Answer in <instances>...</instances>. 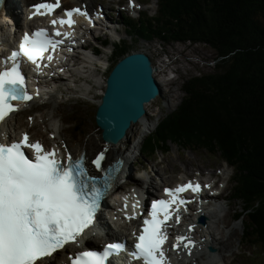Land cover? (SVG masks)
<instances>
[{
	"label": "snow or ice",
	"instance_id": "6c2138e0",
	"mask_svg": "<svg viewBox=\"0 0 264 264\" xmlns=\"http://www.w3.org/2000/svg\"><path fill=\"white\" fill-rule=\"evenodd\" d=\"M3 4L4 0H0V8ZM59 7L60 0L37 4L33 15H50ZM65 15L67 19H54L52 25L72 28L76 23L74 15L88 13L75 8ZM62 35L70 37L71 34L59 30L54 33V36ZM62 43L63 40L53 39L46 29L23 35L18 50L5 59V66L0 70V123L20 110L14 101L27 104L39 95L38 91L35 96L27 91L19 58L25 57L40 71L54 59L53 55L45 54L55 52ZM45 59L49 64L41 63ZM8 61L12 62L11 67ZM26 150L32 155L26 154ZM105 151L91 161L98 172L104 171ZM66 159V163L61 160L55 148L46 150L40 141H32L29 133H23L17 141L0 143V264H54L58 252L70 243L79 244L80 238L93 226L101 199L119 169L109 168L101 180L90 175L85 154L74 159L69 153ZM200 189L199 183L189 181L166 188L167 199L151 202L139 234L133 233L136 243L129 253L133 261L171 264L169 250L164 247L169 240V221L175 219L179 223L181 206L190 202L181 194L189 190L198 193ZM135 218V214L126 217ZM181 247L191 255L194 242L187 236H177L171 250L179 252ZM126 250L124 243L112 242L101 251H80L69 260L70 264H110L111 257Z\"/></svg>",
	"mask_w": 264,
	"mask_h": 264
},
{
	"label": "trees",
	"instance_id": "16d2710c",
	"mask_svg": "<svg viewBox=\"0 0 264 264\" xmlns=\"http://www.w3.org/2000/svg\"><path fill=\"white\" fill-rule=\"evenodd\" d=\"M157 4L155 18L127 24L135 36L203 44L216 54L211 72L184 84L186 96L163 133L171 131V140L183 145L189 141L179 132H189L191 146L216 152L234 167L237 195L248 203L238 220L247 217L246 237L250 234V242L264 251V0ZM127 53L126 47L115 46L116 62ZM151 138L145 140L144 157L155 143Z\"/></svg>",
	"mask_w": 264,
	"mask_h": 264
},
{
	"label": "rangeland",
	"instance_id": "374dc122",
	"mask_svg": "<svg viewBox=\"0 0 264 264\" xmlns=\"http://www.w3.org/2000/svg\"><path fill=\"white\" fill-rule=\"evenodd\" d=\"M94 1L103 2V0ZM123 2H126V0H123ZM137 2L144 4V6L141 7V14H146L148 16L154 15L156 3L154 4L153 1L150 0H137ZM151 5H154V7L148 9ZM106 7L111 9L113 6L111 3L107 2ZM113 14L115 16L113 18L119 17L115 11ZM115 27L121 29L118 24ZM96 35H98L97 32H95V34L89 33V40L94 48L98 45V43L94 42L96 37L99 41L106 39L110 42H112L111 38L116 39V41L119 39L121 42L119 43V46L126 47L128 49V54L130 52H144L150 58L153 65H155V69L157 68L155 78L159 81L161 86L160 89L162 90V96L154 100L146 108L148 120L152 123V130L145 134L137 133V131L135 134L134 130L132 134L134 137L131 140V145L136 148V150L132 148L131 152L128 154L130 157L129 165L133 170L132 175L135 177H142L145 175V170H147L149 178L153 177L154 181L159 183L164 181V183L168 184L175 183L179 178L194 177V175H197L196 171H200L199 168L203 169L202 173L205 179L210 177L213 173L223 174L230 177L233 176L234 172L226 167L225 164L217 158L218 156L208 154L205 150L197 148L196 146H191L189 143H191L193 139L189 132H179V136L184 135L185 139L189 141V143L186 142V144H183L185 147L184 150L186 151H183L182 148H179L176 145L178 141L171 140V131L163 133L164 130H166V124L173 120L171 115L186 96L183 88L184 84L189 81L191 77L212 71L215 64L214 60L216 58L215 52L203 44H192L189 42L176 44L166 43L158 38H150L151 40L149 41H143L135 35L131 37L128 35L126 36V33L123 34L122 29L118 35H114V38L108 37L105 33H100L99 36ZM115 44L118 46V43ZM113 50L115 51L111 45H108L101 50L98 58H94L96 61H99L98 63H95V66L91 67L89 64L85 65L78 62L79 70L85 71L89 67L95 69L92 71V76L86 79L85 76L81 77L79 85L76 87L72 86L71 80L65 81L61 90L69 87L73 88L72 92L60 95L56 104L52 107L58 116L56 118L57 124L63 128V131L61 132L63 139L69 140L72 146L86 144V141L89 138L92 136L96 137L97 133H100L94 120L98 104L94 103L93 100L95 99L96 101L100 99L103 91L101 85L97 86L93 82V76H98L101 82L103 80V83L106 81L112 66L116 62V58H118L115 57L116 55L111 54ZM86 53H88V51ZM83 67L86 69H83ZM72 72L76 78L79 76L76 71L72 70ZM85 81H87L92 87L90 91L85 87ZM88 92L93 100H90V98H83L82 94H88ZM57 109L59 110L58 112L56 111ZM34 113H36V116L30 117V114L32 115ZM41 114V110L39 112L23 111L11 120H13L14 124L16 123V119H19V123L22 126L31 127L33 137L43 140L46 144L52 145V136L49 134L51 131L47 129L44 121L40 118ZM29 118H31V120H29ZM72 119L77 120V126L73 129L70 123ZM58 120H61V124ZM185 127H188V125H185ZM159 128L160 130L158 131L157 129ZM156 130L157 132L155 133ZM151 137H155V143L153 144L151 151L155 146L162 147V149L161 151L154 153L150 158L147 156L146 160L148 162H144L146 160H143L141 157L142 154L140 155V153H142V150L146 147L145 140ZM179 141L182 142L184 140ZM157 171L160 173L158 174ZM155 173L158 175L156 176ZM183 175L184 177H181ZM125 177L132 178L131 174H127ZM232 186V181H229L227 184V191L225 192V197L227 198L232 192L231 199L220 202V204L225 207L222 214H225V212L228 211L229 214L233 215V218L229 223L219 224V229L222 233L217 236L218 238H226L229 234H232L230 242L231 246L228 252L223 253V261L225 264H264V258L247 259L248 255L252 257L258 250L248 248L249 241L246 239V233L250 230L247 228L249 226L247 224V217L244 218L245 221L242 223L240 220H235V217L242 212L243 207H246L248 203L242 201L239 196L237 197ZM224 216L225 215L221 216V219H224ZM239 240L246 244V246L239 243ZM242 250L244 251V260L242 259Z\"/></svg>",
	"mask_w": 264,
	"mask_h": 264
},
{
	"label": "bare ground",
	"instance_id": "6f19581e",
	"mask_svg": "<svg viewBox=\"0 0 264 264\" xmlns=\"http://www.w3.org/2000/svg\"><path fill=\"white\" fill-rule=\"evenodd\" d=\"M20 1H24V0H20ZM67 0L64 1V3ZM10 7H9V15L8 18H13L14 16V10L18 9L19 12V4L17 5V0H11L10 1ZM26 2L23 3V5H25ZM25 24L30 26V20H28V14L29 11H26L25 13ZM21 15V12H20ZM5 20V19H4ZM13 19H10L9 22H12ZM80 24L82 22H79ZM18 26L21 25V23L17 22ZM23 26V23H22ZM101 29L102 30H106L107 32H109L108 35H115L113 34L117 32V29L114 27H108L105 28L104 23L101 21ZM7 32V28L1 24L0 25V34H5ZM114 38V37H113ZM81 52V50H80ZM79 53V52H78ZM84 57L87 59L86 64H89L91 67L94 66L93 65V61L94 59L92 58V55H87L85 54ZM74 60V59H73ZM72 60V61H73ZM75 61H80L78 58H75ZM85 63V62H84ZM76 64L73 65L76 66ZM91 67H89V69L83 71V70H79L75 67V71L79 74L80 77H84L86 78H90L92 76V71H94L95 69H92ZM101 67V66H100ZM95 68V67H94ZM155 68V66H154ZM157 72V68L156 71ZM156 75V74H155ZM94 79V83L99 86H102V91L104 93V89L106 87V81L103 83L100 81V78L98 76H93ZM75 82H80V80H76ZM157 86L159 88H161L159 81L156 80ZM63 84V82H62ZM104 84V85H103ZM95 85V86H96ZM85 87L88 88V90L90 91V89L92 88L90 86V84L85 81ZM67 91H71V88H66ZM86 90V89H85ZM162 92V90H161ZM63 92L61 91H56V92H51L48 94H44L42 96V98L34 100L30 103H28L27 105H25L24 107L27 106V108L25 110L27 111H32L34 109H38V110H43L42 111V120L44 121V124L51 129V134H53V136L55 137V139L57 140V147L58 150H60L61 152L65 151L66 149L69 151V153H71V155L75 158L78 157L80 155L81 152H84V154L86 155V158H88V160L90 159V157H92L94 155L95 152L99 151H105V155H106V160L107 162L113 161L116 158H121L124 159V165H125V169L123 172H125L124 174H128L130 165H129V161H130V157L128 156L129 152H131L132 148H134V146L131 145V140L134 137L132 134L135 130V134L136 131L137 133L140 134H145L146 132H150L152 130V123L149 122L148 120V116L147 113H145V115L142 117V119L137 122V123H132L129 128L126 130L124 137L117 143V144H108L107 142H104L101 138V133H97L96 137H91L86 141V144H80L79 146H72L71 142H69V140L63 139L61 132L63 131V128H61L57 122H56V118L58 117L55 113V110L52 108L55 104L57 99L59 98L60 95H62ZM174 93V92H173ZM90 93H84L82 94L83 98H90V100H93L92 97H90L89 95ZM160 96L161 94L158 93ZM102 95V93H101ZM158 95V96H159ZM157 96V97H158ZM157 97L155 99H153L150 103L145 105V110H147V106L149 104H151L154 100L157 99ZM171 98V97H170ZM46 100V101H45ZM100 99L93 100L94 103H99ZM57 112L59 111L58 109L56 110ZM151 119V118H150ZM20 121V120H19ZM59 123L61 124V120H58ZM17 126V124H16ZM5 127L6 130L11 133L9 131V127L7 128V121L5 122ZM24 131V130H23ZM20 132L17 131L16 127L14 128V131L11 134H16L19 135ZM134 134V135H135ZM136 150V148H134ZM200 172H203V169L199 168ZM212 175H214V177H216L220 182H223L225 177L223 174H216L213 173ZM135 181V185H137L135 188H141L142 190H144L143 185L144 183H140V180L137 178H134ZM149 185V187L151 189H153L154 191H158L159 189V185L157 183H155L153 181V179H149V181L147 182ZM161 183H163V181H161ZM122 188L121 186H119V190L118 192H121ZM146 193H149L148 190H145ZM152 192V191H151ZM151 192L149 193L151 195ZM123 196V195H122ZM119 200H121V196L118 197ZM142 201L141 195L139 193L137 194H130V196L127 197V200H125V202H129L130 204L127 206L129 207V210L124 211L123 207L120 206V208H122L120 210V212L117 214V216L121 215H126L131 216L133 215L134 210H136L137 208H133V205H140ZM138 202V203H137ZM122 204V203H121ZM114 206V205H113ZM116 208V206H114ZM203 215H206L208 217V220L210 219H215L217 216H215V213L210 212V211H205L202 212ZM233 218V215L229 214V212L226 213V217L224 219L221 220V222L217 223V224H208L207 226V230L211 239V245L214 248L215 253H211V254H207L205 253L202 249L201 250H197L196 252H194L193 254L189 255V256H181V254H179V258L181 257V261L185 264H221L222 261V257L221 255H223L224 252H228L230 249V242L232 239V234H229L226 238H218V235H221V231L219 229V224L223 223V224H227L229 223ZM132 220V219H131ZM127 223L124 222V225H128L130 228L133 227L132 222H129V219H126ZM102 223L103 227L106 228V224L103 221H100V224ZM115 227L118 229H122V233L125 235L126 233H128L129 231H126V228L124 226H120L118 224H114ZM113 233H109V239H111ZM102 240V237H96L94 239H92V243H99ZM74 247L72 246V248L70 250H72ZM77 251H79L80 249H76Z\"/></svg>",
	"mask_w": 264,
	"mask_h": 264
},
{
	"label": "water",
	"instance_id": "95a60500",
	"mask_svg": "<svg viewBox=\"0 0 264 264\" xmlns=\"http://www.w3.org/2000/svg\"><path fill=\"white\" fill-rule=\"evenodd\" d=\"M105 84L94 120L102 140L117 144L129 126L142 119L145 105L158 96L159 88L151 60L143 52H131L119 60Z\"/></svg>",
	"mask_w": 264,
	"mask_h": 264
}]
</instances>
